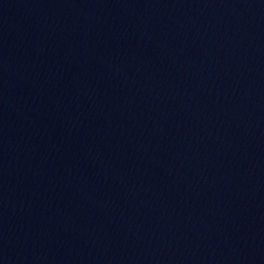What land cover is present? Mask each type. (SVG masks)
<instances>
[{"label":"water","instance_id":"water-1","mask_svg":"<svg viewBox=\"0 0 264 264\" xmlns=\"http://www.w3.org/2000/svg\"><path fill=\"white\" fill-rule=\"evenodd\" d=\"M0 264H264V0H0Z\"/></svg>","mask_w":264,"mask_h":264}]
</instances>
